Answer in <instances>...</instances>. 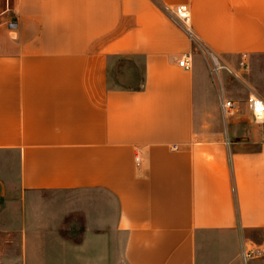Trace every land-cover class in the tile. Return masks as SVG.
Returning <instances> with one entry per match:
<instances>
[{
	"label": "crops",
	"instance_id": "crops-1",
	"mask_svg": "<svg viewBox=\"0 0 264 264\" xmlns=\"http://www.w3.org/2000/svg\"><path fill=\"white\" fill-rule=\"evenodd\" d=\"M180 6L228 68L264 56V0H0V197H18L0 264H264L243 257L264 246V126ZM125 59L136 87L108 81Z\"/></svg>",
	"mask_w": 264,
	"mask_h": 264
},
{
	"label": "rangeland",
	"instance_id": "rangeland-1",
	"mask_svg": "<svg viewBox=\"0 0 264 264\" xmlns=\"http://www.w3.org/2000/svg\"><path fill=\"white\" fill-rule=\"evenodd\" d=\"M114 64L108 69V81L110 85L122 86V87H136L141 80V68H134L132 60H113ZM247 72L244 76L243 83L251 92L257 94L261 98H264V56H253L247 59ZM225 87L227 90L237 94L235 86L238 85L236 81L228 76L224 77ZM0 159V176L10 177L8 171H6L3 162ZM11 186V185H10ZM8 194H4V198L0 197V255H4L9 251V237L2 231L6 225H14L15 222V209L18 205V197L15 199L14 191L11 189L7 191ZM66 195L72 197V194L76 193H47V192H33L28 193L24 197V203L28 208L41 209L43 208L41 200H46L50 195ZM69 199V198H68ZM13 234V233H12ZM1 256V257H2Z\"/></svg>",
	"mask_w": 264,
	"mask_h": 264
},
{
	"label": "built area",
	"instance_id": "built-area-1",
	"mask_svg": "<svg viewBox=\"0 0 264 264\" xmlns=\"http://www.w3.org/2000/svg\"><path fill=\"white\" fill-rule=\"evenodd\" d=\"M165 13L168 16L170 22L177 26L182 32L190 39L195 49L202 55L206 64L207 71L215 81L219 82L220 73H227L233 80L237 82H243L244 76L247 72V65L244 62L239 64L237 70H232L227 66L223 65L220 60L214 56L206 47L200 43L191 31L189 25V15L186 7L180 6L177 8L165 9ZM178 66L185 69H191V58L190 55H186L181 58L178 62ZM220 107L225 111L233 108L234 103L230 99H223L220 96L219 99ZM245 106L251 115L253 121L260 126H264V102L260 96L250 92L245 98ZM261 254H264V246L260 248L251 247L243 251V257L253 258Z\"/></svg>",
	"mask_w": 264,
	"mask_h": 264
}]
</instances>
